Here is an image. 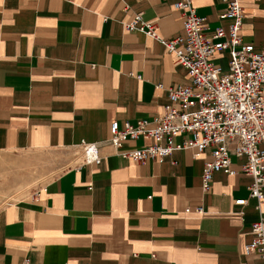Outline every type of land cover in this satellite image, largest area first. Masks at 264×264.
I'll use <instances>...</instances> for the list:
<instances>
[{"label":"crops","instance_id":"0c3cea01","mask_svg":"<svg viewBox=\"0 0 264 264\" xmlns=\"http://www.w3.org/2000/svg\"><path fill=\"white\" fill-rule=\"evenodd\" d=\"M175 1L0 0V158L84 143L101 159L87 162L88 146L26 197L0 192V264H264L245 251L259 217L245 157L232 155L237 172H216L205 193L209 151L137 162L120 152L152 139H125L121 148L109 141L113 120H151L170 103L168 87L191 82L163 44L125 28L142 13L162 37L183 34ZM192 2L205 33L228 30L224 0ZM241 4L243 41L260 50L264 0ZM230 59L229 51L214 57L224 68Z\"/></svg>","mask_w":264,"mask_h":264},{"label":"built area","instance_id":"2783aa9c","mask_svg":"<svg viewBox=\"0 0 264 264\" xmlns=\"http://www.w3.org/2000/svg\"><path fill=\"white\" fill-rule=\"evenodd\" d=\"M242 0H224L223 17L229 19L228 30L218 26L210 34L204 18L198 15L192 0H176L174 9L184 18L183 34L175 38L162 37L156 24L137 13L127 30L142 32L163 44L177 63L188 70L190 84L167 88L170 103L153 119L136 123L118 120L110 125L109 141L121 148L125 139L141 136L152 142L120 155L137 162L147 159L163 161L173 151L191 149L194 157L208 153L202 173V189L211 190L214 174L223 171L235 174L232 155L245 157L242 171L252 177L249 198L257 200L259 217L252 223L254 239L245 245L247 254L258 253L264 260V46L256 50L253 43L243 41L241 34L245 12ZM229 51L227 68L214 61L216 54ZM163 87V85H159ZM184 136L182 142L175 138ZM89 163H100L94 144ZM248 199H238L243 204ZM197 212L204 214L205 208Z\"/></svg>","mask_w":264,"mask_h":264},{"label":"rangeland","instance_id":"374dc122","mask_svg":"<svg viewBox=\"0 0 264 264\" xmlns=\"http://www.w3.org/2000/svg\"><path fill=\"white\" fill-rule=\"evenodd\" d=\"M74 147L49 151H30L0 158V192L6 200H17L72 167L80 159ZM2 185V186H1Z\"/></svg>","mask_w":264,"mask_h":264},{"label":"bare ground","instance_id":"6f19581e","mask_svg":"<svg viewBox=\"0 0 264 264\" xmlns=\"http://www.w3.org/2000/svg\"><path fill=\"white\" fill-rule=\"evenodd\" d=\"M91 146V145H90Z\"/></svg>","mask_w":264,"mask_h":264}]
</instances>
